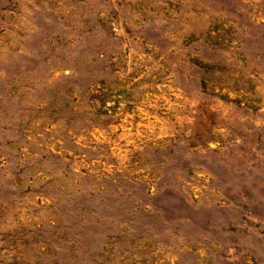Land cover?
<instances>
[{"label": "rangeland", "instance_id": "rangeland-1", "mask_svg": "<svg viewBox=\"0 0 264 264\" xmlns=\"http://www.w3.org/2000/svg\"><path fill=\"white\" fill-rule=\"evenodd\" d=\"M0 264H264V0H0Z\"/></svg>", "mask_w": 264, "mask_h": 264}]
</instances>
